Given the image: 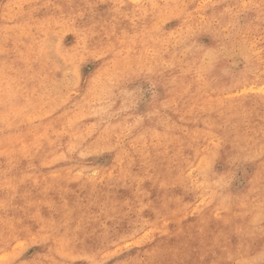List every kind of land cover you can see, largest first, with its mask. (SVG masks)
<instances>
[{"label":"rangeland","instance_id":"1","mask_svg":"<svg viewBox=\"0 0 264 264\" xmlns=\"http://www.w3.org/2000/svg\"><path fill=\"white\" fill-rule=\"evenodd\" d=\"M0 264H264V0H0Z\"/></svg>","mask_w":264,"mask_h":264}]
</instances>
